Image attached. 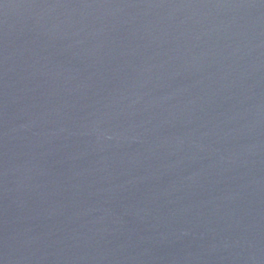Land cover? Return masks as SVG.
<instances>
[{
    "label": "water",
    "instance_id": "obj_1",
    "mask_svg": "<svg viewBox=\"0 0 264 264\" xmlns=\"http://www.w3.org/2000/svg\"><path fill=\"white\" fill-rule=\"evenodd\" d=\"M0 264H264V0H0Z\"/></svg>",
    "mask_w": 264,
    "mask_h": 264
}]
</instances>
